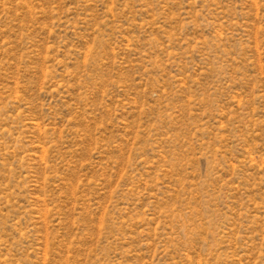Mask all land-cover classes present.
Returning <instances> with one entry per match:
<instances>
[{"label": "rangeland", "instance_id": "rangeland-1", "mask_svg": "<svg viewBox=\"0 0 264 264\" xmlns=\"http://www.w3.org/2000/svg\"><path fill=\"white\" fill-rule=\"evenodd\" d=\"M0 264H264V0H0Z\"/></svg>", "mask_w": 264, "mask_h": 264}]
</instances>
